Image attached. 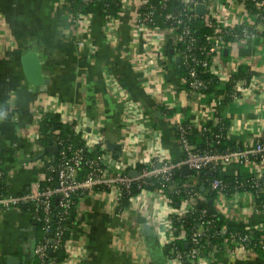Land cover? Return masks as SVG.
Returning a JSON list of instances; mask_svg holds the SVG:
<instances>
[{
    "label": "crops",
    "instance_id": "0c3cea01",
    "mask_svg": "<svg viewBox=\"0 0 264 264\" xmlns=\"http://www.w3.org/2000/svg\"><path fill=\"white\" fill-rule=\"evenodd\" d=\"M121 10L117 39L109 32L106 16L96 7L90 28L74 25L69 5L53 0H0V142L12 154L6 159L9 193H26L53 160L50 153L34 161L48 146L37 140L36 109L60 108L76 116L81 133L95 144L104 140L107 155L136 165L154 155L174 163L185 159L176 125L185 123L199 134L202 124L226 119L232 142L242 148L254 145L264 133V38L256 42L233 43L223 53L224 68L231 73L235 61L239 69L251 71L252 85L241 101L219 106L212 97L187 92L176 58L147 61L145 40L135 41V7L142 0H130ZM221 13L236 25L254 22L247 9L236 0H220ZM230 14V15H229ZM91 46H82L83 40ZM33 47L41 57L43 76L48 83L35 90L25 75L22 57ZM173 56L174 52L172 51ZM154 54V52H153ZM154 56V55H152ZM149 57V54H148ZM150 58V57H149ZM135 101L147 111L148 124L127 123L122 98ZM164 108L174 112L168 117ZM74 109V110H73ZM62 117V116H61ZM40 131V129H39ZM161 138L157 139V136ZM55 145V144H54ZM56 146V145H55ZM114 171L118 169L113 168ZM134 171H128V174ZM264 167L240 169L232 165L224 175L255 174ZM156 196L140 197L126 213L117 216L114 196L96 192L79 200L68 251L69 264H171L160 237L168 207ZM251 197H231L223 206L217 196L221 216L237 228H264V214L249 209ZM38 239L32 216L16 210L0 212V264L17 257L20 264H36ZM235 254V253H234ZM224 255L212 264H264V255ZM236 256V258H235Z\"/></svg>",
    "mask_w": 264,
    "mask_h": 264
},
{
    "label": "built area",
    "instance_id": "2783aa9c",
    "mask_svg": "<svg viewBox=\"0 0 264 264\" xmlns=\"http://www.w3.org/2000/svg\"><path fill=\"white\" fill-rule=\"evenodd\" d=\"M60 1L69 5V17L74 25L83 29L90 28V19L93 13L91 15L85 13L73 15L68 0ZM115 1L82 0V3L85 5L95 4V8L100 7L103 12L110 8L109 2L118 3ZM173 1H178L182 6L180 10L174 13L169 10ZM236 1L240 2L247 11L248 3L253 5L254 11L251 13L248 11V13L254 22L244 23L240 21L236 25H231L229 17L221 13L220 0H160L157 5L153 4L151 0H142L135 5L132 4L135 7V27L137 28L134 33L135 41H139L141 37L145 40L147 61L152 60L153 57L158 61L160 58L167 60L166 50L169 47L174 52V57L180 58V65L184 67L185 74L182 81L183 84L189 85L187 92L190 95L212 97L219 106L241 101L251 88L253 73L246 71L250 74V80L244 77L237 78L239 67L242 66L239 61H235L234 70L227 73L223 64V53L233 43L256 42L264 38V0ZM131 3L130 0H123L121 10L129 9ZM199 7H203V13L198 11ZM162 18L168 22V25L161 26L157 22ZM199 19L211 30L204 39V45H200L202 39L195 36L194 23ZM106 21L109 32L115 35L111 38L116 40L120 17L106 16ZM115 31H117L116 34ZM230 37L234 39L232 44L228 40ZM91 44L90 39L79 43L82 46H91ZM207 74L211 75L210 79L203 77ZM213 85L216 90L223 93L220 95L206 94V91H209ZM124 97L121 102L125 105L126 122L148 124L147 111L141 110L139 105L127 98L126 95ZM64 112L60 108L54 110L53 108L49 110L36 109L37 140L45 138L39 129L48 114H59L62 116L64 125L71 126L76 133L77 131L81 133L78 118L74 115L64 114ZM225 121L226 119H221L214 123L213 128H217V131L208 128L207 124L201 126L197 143L202 142L204 135L205 143L212 142L213 144L217 141L220 144L225 139V135H229L227 129L225 132ZM194 131L193 127L188 124L178 123L176 125L177 136L185 154L183 161L174 163L166 157L154 155L150 160L141 164L144 167L139 171L135 162L126 161L127 154L125 152H122L117 160L105 155L107 145L104 140H98L94 144L88 135H81L82 140L86 141L88 145L100 147L104 151L103 155L91 159L85 153L87 146L75 148L67 139L60 137L59 132H55L54 144L59 147L60 162L55 166L49 161L26 193L20 195L9 193L8 175L5 170L6 163L0 157V212L4 210L24 212L31 215L35 223H41V236L38 237L34 248V255L40 264H69L67 258L63 262H59L51 253L66 251L68 255L70 241H65V237L70 228L67 225V220L70 211L79 204V200L96 192H101L104 195L110 192L114 196L116 215L120 216L126 213L129 208H122L124 196L132 195L133 191L138 189L141 193L132 196V204L140 197L156 196L168 207L167 217L161 226L160 237L163 247L168 251L169 262L171 264H212L211 261L218 258V254L222 252L219 246L215 245L209 258L204 257L203 249L208 244L206 242L209 241L208 237L212 224L203 221L192 229L189 235L185 226L176 228L174 223L175 219L184 220L190 213L196 211L200 205L197 199L198 195L193 193L187 195V198L181 199L178 208H176L167 192L170 188L177 195H181L182 187L195 189L201 183H203L202 185L206 183L211 189L210 191L218 192L219 199L225 201L223 206L228 201L230 193H232L230 194L232 198L241 195L250 196L249 209L259 215L264 214V203H260L258 200L259 195L264 194V172L235 175L232 191V183L217 177L206 178L202 182L199 179V174L204 170L211 172L222 170L224 174V170L232 165L241 170L254 165L264 167V133L256 139L252 146L242 148L237 145L235 149L229 148L222 151L217 147L212 149L201 148L193 143L190 136L195 135ZM206 134L209 136L206 137ZM159 138L161 135L157 136V139ZM184 166H188L191 173L195 172L197 176L191 175L181 186L173 179L175 170H183ZM113 168L118 170L114 171ZM128 171L137 172V176L131 177ZM52 174H56V176ZM156 184L155 190L149 189ZM208 193L204 194L202 200L207 201ZM54 200L58 201V208L60 209L56 215H54ZM25 209L27 212L24 211ZM214 209H219V204H216ZM219 212L216 210L215 216L227 221V217L221 216ZM206 215L207 210H204L202 216L205 217ZM218 234L229 235L230 244L233 246L232 250L223 251L224 255L234 256L237 254V257L242 256V253L264 255V228L249 227L241 231L231 232L227 226H223ZM188 239H190L191 249L188 252H183L177 246V242Z\"/></svg>",
    "mask_w": 264,
    "mask_h": 264
},
{
    "label": "trees",
    "instance_id": "16d2710c",
    "mask_svg": "<svg viewBox=\"0 0 264 264\" xmlns=\"http://www.w3.org/2000/svg\"><path fill=\"white\" fill-rule=\"evenodd\" d=\"M54 2H58L60 0H53ZM153 4H158L160 0H151ZM68 2L70 3L71 6V13L73 15H76L78 13H85V14H89L91 15L94 12L95 9V4H91V5H85L82 3V0H68ZM116 3H110V8L106 9L105 11H103V15L105 16H118L121 13V6H122V2L123 0H116ZM182 8L181 4L178 1H173L172 4L169 6V10L171 12H175L177 10H180ZM248 11L251 13L254 11L253 5L251 3H248ZM164 13V12H163ZM161 26H166L168 25V22L165 21L163 18L159 19L157 21ZM194 29H195V36L202 39V41L200 42V45H204L205 41L204 39H206V36H208V34L210 33V28L206 26V24L202 21V20H198L196 21V23H194ZM229 42L232 44L234 39L232 37H230ZM166 56L170 59H173V53L172 50L168 47V49L166 50ZM180 71L182 73V75L185 74V70L184 67H182V65H180ZM238 76L237 78H247L248 80H250V74L243 71L242 69H239L238 71ZM206 79H210L211 75L207 74L205 76H203ZM186 89L188 88V84H184ZM222 91H218L216 90V88L214 87V85L211 87V89L209 91H206V94H213V95H220L222 94ZM165 112V114L168 117H172L174 112L171 110H166L164 108L163 110ZM225 132L226 129L229 133V124L228 121L226 120L225 122ZM209 128H212L213 131H217V128H213L214 127V123H205L202 124L206 125ZM40 131L41 133L45 136L44 140H43V145L44 146H48V142H49V138H53L54 141V137H55V132H59V136L62 137L63 139H67L70 143H72L74 145L75 148H79V147H84L85 146L80 142L79 137L76 133V131L74 129H72L71 126H67L64 125L62 123V118L59 114H48L45 116V120L43 121V123L40 126ZM209 135L206 134V137H208ZM263 139H264V134H263ZM190 140L195 143L196 145L200 146L201 148H209L212 149L214 147H217L219 149H221L222 151H225L227 149H235L236 148V144L234 142H232L231 137L226 134L225 135V139H223L221 141L220 144L216 142H214L212 144V142H207L205 143V136L203 135L202 137V142L200 144L197 143L198 140V135H191L190 136ZM214 145V146H213ZM85 153L87 155L88 158L91 159H96L97 157L101 156L104 154V151H102V149L100 147L97 148L96 151L91 152L88 148H85ZM12 154V151L9 147L3 145L0 142V157L3 159L4 163H6V159L9 155ZM60 162V154L58 153L56 156V161L52 162V165H58ZM144 166L139 164L137 165V170H141ZM53 176H56V174H52ZM191 175L197 176V173H191ZM191 175H186L183 170L181 169H177L175 170L174 173V181L177 182L179 185L183 186V183L185 180L188 179V177H190ZM199 179L202 182V180L204 181V179L206 178H219L225 182L228 183H232L231 185V191L234 189V181H235V177H228L226 175L223 174L222 170L219 171H214L211 172L209 170H204L202 173L199 174ZM200 182V183H201ZM203 183H201L200 186L196 187L195 189L193 188H183L182 187V193L181 195H177L176 193H174V191H172L170 188L168 190V195L171 198V200L173 201V205L174 207L178 208L179 203L181 201L182 198H187V195L193 193V194H197L198 195V201L199 204L198 207L196 208V211L194 213H190L188 215V217L184 220H174L175 223V227L176 228H180L181 226H185L186 229L189 231V235L192 232V229L196 228L198 225H200L203 221L205 222H209L212 224V228L210 229V233H209V237H208V243L207 245H205V248L203 249L204 251V257L209 258L210 253H212L213 251V246L217 245L219 246L220 250L222 252H220L218 254V257H220L221 255L224 256L223 251H225L226 249H233V246L230 244V238L229 235H219L218 233L221 231V228L223 226H227V228L229 229V231L234 232V231H241L244 228H237L234 226H229L227 225V223L221 219L215 216V212L216 210L214 209L213 206L209 205V201L212 198H216L218 195V192L216 191H210L211 189L209 188V186L205 183L204 185H202ZM169 186V185H167ZM201 187H205L206 191L202 192L201 191ZM157 188V184L153 187H149V189L151 190H155ZM208 193L207 196V201L202 200L204 194ZM141 193V191L138 189H135L133 191L132 195H125L122 201V208H128L131 204V198L134 195H139ZM212 194H214V196L212 197ZM232 194V193H230ZM230 194L228 195V198H231ZM260 203H264V194H260L259 198H258ZM77 207L78 204L70 211V215L69 218L67 220V225H69V232L67 234V236L65 237V241H70L71 239V232L73 230L74 227V221H75V217H76V212H77ZM207 210V215L205 217L202 216L203 211ZM25 212H27V210H24ZM60 211V209L58 208V201L54 200V215L58 214V212ZM37 226V232H38V237L41 236V228L42 225L41 223H36ZM190 239H188L187 241H178L177 242V246L179 247V249L183 252H188L191 249V244H189ZM204 242V241H203ZM168 252V251H166ZM51 255L55 256L57 258V260L59 262H63L67 257V253L66 251H57L56 253H51ZM262 255V254H261ZM36 264H40L39 260L36 259Z\"/></svg>",
    "mask_w": 264,
    "mask_h": 264
},
{
    "label": "water",
    "instance_id": "95a60500",
    "mask_svg": "<svg viewBox=\"0 0 264 264\" xmlns=\"http://www.w3.org/2000/svg\"><path fill=\"white\" fill-rule=\"evenodd\" d=\"M198 11L200 13H203L204 9L203 7H199ZM176 61L178 64H180V58H176ZM22 63H23V68L25 75L27 77V80L29 84L35 88V90H40L41 87L45 86L48 81L47 79L43 76L42 72V63H41V57L39 56L37 52V48L33 47L30 51L25 53L22 57ZM49 144L50 147H48L45 151L42 152L41 155L34 161H38L39 159H42L44 156H46L48 153H50L53 157L52 162L56 161V156L59 152V147L54 145L53 138H49ZM183 172L186 175H191V170L189 169L188 166L183 167ZM129 175L131 177L137 176V172H130ZM201 191L205 192L206 188L201 187ZM214 194H212V197ZM210 206H214V198L210 199L209 201ZM8 264H20V261L17 257H10L7 261Z\"/></svg>",
    "mask_w": 264,
    "mask_h": 264
},
{
    "label": "clouds",
    "instance_id": "9594fccd",
    "mask_svg": "<svg viewBox=\"0 0 264 264\" xmlns=\"http://www.w3.org/2000/svg\"><path fill=\"white\" fill-rule=\"evenodd\" d=\"M5 114L4 113H0V118H2Z\"/></svg>",
    "mask_w": 264,
    "mask_h": 264
}]
</instances>
